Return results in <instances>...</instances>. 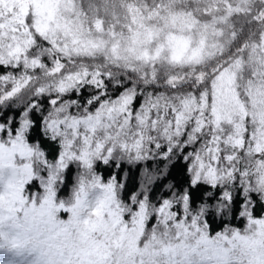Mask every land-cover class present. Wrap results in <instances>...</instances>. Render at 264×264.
Instances as JSON below:
<instances>
[{"label": "snow or ice", "instance_id": "obj_1", "mask_svg": "<svg viewBox=\"0 0 264 264\" xmlns=\"http://www.w3.org/2000/svg\"><path fill=\"white\" fill-rule=\"evenodd\" d=\"M0 264H264V0H0Z\"/></svg>", "mask_w": 264, "mask_h": 264}]
</instances>
